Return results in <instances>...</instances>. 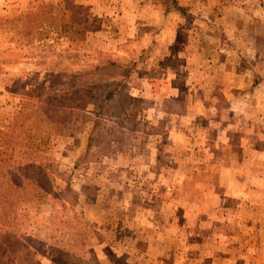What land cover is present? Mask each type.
I'll use <instances>...</instances> for the list:
<instances>
[{
  "label": "rangeland",
  "instance_id": "1",
  "mask_svg": "<svg viewBox=\"0 0 264 264\" xmlns=\"http://www.w3.org/2000/svg\"><path fill=\"white\" fill-rule=\"evenodd\" d=\"M178 1L68 0L73 31L62 0H0V169L20 134L62 190L26 203L41 264H264V0ZM120 80L112 151L74 167Z\"/></svg>",
  "mask_w": 264,
  "mask_h": 264
},
{
  "label": "trees",
  "instance_id": "2",
  "mask_svg": "<svg viewBox=\"0 0 264 264\" xmlns=\"http://www.w3.org/2000/svg\"><path fill=\"white\" fill-rule=\"evenodd\" d=\"M67 2L68 0H62L60 4L65 5V10L69 9L68 11H71V15L66 16L69 24L63 23L64 30L72 26V28L74 27L73 31H75V23L78 21L75 18V8L78 7V4H73L72 8H69ZM163 2L166 12L181 9L178 0H163ZM128 70L129 68L125 69V74ZM70 86L74 88V92L79 91L77 90L76 82H73ZM124 86V81L120 80L115 87L109 89L101 88L98 94L95 92L91 95L93 104L97 107L98 117L93 121L86 146L74 161V167H77L82 160L87 162L89 160H98L100 156L112 151V141L109 139L106 151L103 148H98L91 152L92 148H95L93 147L91 134L103 129V126L100 125L106 121L103 118L104 114H106V106L111 102L119 101L120 98L115 97L116 94L123 90ZM126 104L129 105V102ZM120 118L119 115V121L121 120ZM55 128L59 132L60 126L54 125ZM27 131L34 134L35 137H38L40 133L44 135L45 132L43 129L38 132L35 127H31ZM19 136L20 134H18V142L16 144L24 149V159L19 161L17 167L9 166L4 167L2 170L0 169V264H41L39 254L43 241L41 238L33 239L27 235L34 222L32 219L33 210L31 207H27L26 203L31 198L44 200L58 198L62 190H56L53 187L54 178L47 171L45 156H42L37 151L31 153V151L27 150L28 142H21ZM27 137L28 135H26V139ZM29 145L31 146V144ZM69 188V184L66 183L64 190ZM50 217L52 220L55 215L51 214ZM93 234L96 239L102 240L98 230H93Z\"/></svg>",
  "mask_w": 264,
  "mask_h": 264
}]
</instances>
